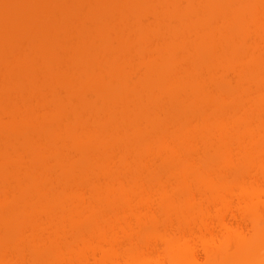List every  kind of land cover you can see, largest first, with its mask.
Instances as JSON below:
<instances>
[{"label":"bare ground","instance_id":"obj_1","mask_svg":"<svg viewBox=\"0 0 264 264\" xmlns=\"http://www.w3.org/2000/svg\"><path fill=\"white\" fill-rule=\"evenodd\" d=\"M214 1L215 0L212 1L213 4ZM210 3L208 2V4L205 5L202 4L201 7L205 9ZM218 3H220L219 0ZM218 3L216 4L217 6L214 7L217 8L219 6V8L221 7L222 9L224 5ZM236 3L239 2L237 1ZM3 4L1 2L0 7L3 6ZM235 5L234 3L233 6ZM226 6H230V4ZM258 6L261 9H259V7L258 9L254 7L253 11L247 13L248 15H245V17L242 15L243 22H241V17L237 21L235 20V17H239L237 15L235 16V14H237L236 10L231 14L235 19L228 20V18L227 20L228 22H233V20L239 22L240 20L241 25L239 24L238 27H243V23H246V20H253L252 22L256 25L255 30L259 35L258 37L264 40V22H262L261 25L257 23L258 20H263L262 18H264V0H259ZM239 7H241L240 4ZM226 8L227 7L224 9ZM7 18L8 17H6V19ZM6 19L1 18L0 28H2L3 25L5 26L4 23L8 20ZM25 19L26 21L28 20L27 18ZM44 19H41L42 21L39 20L40 25L41 22L42 25L45 23V21L43 23ZM47 20L48 18L46 21ZM14 21L15 19L12 23ZM26 21L24 23H26ZM8 22L10 23V21ZM12 23L11 25H13ZM29 24L30 23H28V27ZM242 27L240 31H238L240 28H237V32H241V34L247 32V29H245L247 27L244 25L246 31L242 29ZM1 30L2 29H0V33ZM4 30L8 31V29ZM221 31L224 32L226 30ZM217 33H219V31ZM226 33L229 35L227 31ZM226 33L224 32L223 35H226ZM228 37L226 36L223 39H227ZM228 41L231 42L232 40L230 39ZM212 42L214 41L209 40V43H206L209 45H207V48L204 50L201 49L198 50V52L197 50H192V52L188 50L191 54L193 53V56L191 55L193 57L192 59L194 60L195 58V61H197L195 65L197 68L196 70L184 69V74L186 73L191 79L185 77L172 83L167 76V78H162V82H164L165 79L169 81L166 80L167 82L165 81L164 86L161 85L156 88L155 86L157 85L153 81H156L155 78L157 75L155 64L148 63L153 68L148 64L146 65L150 67H148L149 69H147V67L145 68V71L147 70L145 74H148H146L148 78L145 75L146 88L148 87L147 89L150 91L154 90L153 92H155L156 89L162 90L166 94V96L162 94L164 97L158 95L155 97L153 96V99L149 98L152 103L147 101L146 104H152L156 108L153 118L151 120L146 118L140 119L142 117L140 116L142 114L140 112L142 110L140 109L141 107L146 108V104V106L144 104H142V106L141 104L139 105L138 119V116H136L138 113L136 114V112L133 111L134 108L129 109L127 106H125L127 108L122 106L121 108H124V110H122V116L124 117L122 119L120 116V124H124V127L118 125L120 128L117 127L113 132H109L112 136H110L111 134L108 135L105 121L101 122V120H99L96 126L91 125L94 130L92 131L91 129L93 133L97 131V134H102L96 136L97 134L95 133V136L99 138H97V142L88 143L89 141H87V143L81 144L80 141L79 144H75L76 146L73 145L75 146L73 148H86L89 150L90 147L95 148V146H97L100 153L97 157L95 155H93L95 157H91V159L89 157V160L87 159L88 161H84V164L82 162L79 168L77 166L79 162L77 164V161L72 159L73 165L77 167V169L76 167L75 169H79L78 173H81V175L79 174L78 176L79 178L77 177V179H75L77 175L75 173L76 170L69 167L71 166L70 164H72L71 161H69L70 164L68 163L69 165L67 164V166L65 163L58 165L59 169H57L59 174L56 169L57 173H53L54 178L50 174L43 175V173L40 175L27 174L26 177H24L25 175L23 177H17L19 179L9 177L10 180L14 179L17 184L14 185L16 188L13 187V190H17L20 181L21 183H26L28 181L31 183L37 178H44L46 182L48 178V182L50 181L51 183H49L50 185L48 184L49 186L46 185L48 187L46 188L47 190L44 188V190L41 188L40 190L37 189L34 192L35 197H33V199L31 197L32 200H26L30 207L29 210L27 206V213L32 222H28L30 220L29 218V220L26 219V217H29L25 215L27 214L25 213L26 209L17 208L18 206L14 204L17 199L19 201V197L22 199L25 194L16 197V200L15 197H10V201H8L9 198L5 199L4 202L6 204L0 200V212L4 210H9L10 212L11 210L9 208H11L13 210L12 213H15L14 211L16 208V213L18 212V215L15 213V217L19 216L17 218L14 217L16 221L15 219H11L13 223H9V219L4 220L9 212L6 213L4 211L2 216L0 215L2 218H0L1 221L4 220L3 224L0 222V264H250L252 261L250 259L254 258L251 255L260 254L256 251L264 247V180L261 179H264V60L262 61L264 50H261V52H263L261 53L262 56H254L256 55H253L252 52L254 51L251 52L253 56H251V59L246 62V66L242 67L238 73V80L234 81L235 89L237 88L238 91L235 92L236 90H233L231 97H226L224 95L222 96L221 93V86L224 85V83L217 82L214 84L212 82L216 78V74L213 72L216 71H213L214 69L211 68L207 70L208 73L206 72V75L201 74V71L198 70V64L199 69L202 65L198 62L203 54H207L206 50L209 48H212L211 50L209 49L210 51L208 50L209 52L212 50L214 51L210 54H214V56L217 57H219V55H226L231 49L233 52H230V54L236 57L237 60L231 63L232 65L230 64V67H227L236 72L238 71V64L235 63L241 62V55L243 56L242 49L244 48L241 47L239 54V52H237L238 49L236 50V48H234L235 45L232 47L234 50L232 48L228 50L227 47L231 45L226 44L227 47H224L227 48V51L223 48L225 51L222 50V52H220L218 51L219 49H217L218 47H216L217 45L214 47L216 42H214V44H212ZM214 48H216V50ZM200 51L201 54H199ZM56 54L58 53L56 52ZM189 55H187V57L191 58ZM25 66L24 64V68ZM43 68L46 69V67ZM116 68L121 70L119 66ZM151 68L153 72L155 70V73L152 72L155 76L152 75L154 78L151 77V73L149 75V72L152 71ZM67 69L70 70V68H66V70ZM30 70L33 71L31 68ZM186 70L188 72H186ZM224 70H221L220 75L223 76L227 73V70ZM77 71L79 72V70ZM63 72L66 75L65 70ZM72 73L71 75H73ZM68 77L66 80L67 84L69 82L68 80L72 79ZM74 78L75 77H73V79ZM146 79L153 80L149 83ZM157 80L158 82L160 81L158 78ZM210 83L215 85L214 88L212 87V89H210ZM72 84L73 81L72 83L70 82L69 85L72 87ZM74 84H76V81ZM203 85L208 90L204 95L200 93L202 90L200 87H203ZM207 85L210 87H207ZM17 86L18 84L16 87ZM80 87L85 94L88 92H99L98 89L96 91L93 87H88L87 84ZM48 88L49 89L44 91H50L52 86ZM112 90V92L110 89L108 90L109 96L111 94L109 97V105L107 104L108 107L111 105L114 106V101L116 102V99L120 97L117 96L119 94L116 93L117 95H114L118 98H114L112 93L115 91L117 92V90L113 88ZM139 90L141 91L140 88ZM139 90L135 91L138 96H136V94L133 96H136V99L138 97L137 100L143 97L140 95L141 92H139ZM105 96H108V94ZM56 98L57 97H54L55 100ZM8 100L10 99L8 98ZM163 100H165V102L168 101L169 106L168 104L166 105ZM105 101H107V99ZM13 102H15V100H13ZM30 102L32 103L33 101ZM176 102H181L180 106L179 104L178 106L174 104ZM31 103H27V107H30V105L32 106ZM160 103L165 107L159 106L158 104ZM114 107L110 110L113 111L117 109L116 106ZM157 107L159 108L157 109ZM185 107H188V112ZM195 107H197V109H193ZM94 108L96 109V107ZM136 108L137 107H135V109ZM163 108L166 109L162 110ZM120 110V108L119 110L117 109L118 112ZM122 111L120 112L122 113ZM181 111V114L185 111L188 114L186 115L184 113L183 116L179 115ZM9 112L11 115L8 121L9 119L12 120V122L18 120L19 117L15 118L14 114L13 117V111ZM131 112L133 114H131ZM129 113L130 116H126L127 114L129 115ZM133 115L136 119V123L133 121L132 125L131 122H128L129 125L127 119H131ZM20 121L21 120H18V122ZM18 122L14 123L16 127H13L16 132L18 130ZM178 122L181 123L182 126L170 128V124L172 126ZM6 123L7 121L5 122V126L8 127L10 124L9 122L8 124ZM14 124L12 126H14ZM79 124L80 123H78V125ZM98 124L100 127H98ZM101 124L102 126L105 124L106 128L104 126L102 128ZM43 125L45 124L43 123ZM48 126L49 124L47 128L50 130L51 124L49 127ZM35 127L36 126L31 125L29 128L31 129L30 131L36 135L39 129L41 130V126H39L38 129H35ZM126 127H129V129ZM29 128L27 129L28 131ZM84 128L85 131L88 130L87 132L89 134V128ZM12 129L10 128L9 130L11 131ZM42 129L47 130L46 125L42 126ZM99 129L102 130L100 131ZM43 130L42 132H49ZM14 131L13 133H16ZM103 131L105 132L103 133ZM42 132H40L39 135ZM83 132L84 129L82 130V133ZM92 132L91 134H93ZM106 132L109 137H116L118 140L125 138L126 141H129L126 136H131L129 139H131L132 142L127 145H123L127 143L124 141L125 139L119 141L117 139H114L115 141L109 139V143L111 144L105 140L102 142L101 138H103V134ZM26 134V140L28 136H30V139H28V143L26 141L24 142L27 143L26 145H29L28 148H31L32 142L34 141V143H37L38 141L35 142V140H33L34 135L32 134L31 137L30 132H26ZM84 134H86V132ZM47 135L49 137V134ZM75 136L76 138L81 137L79 134H75ZM118 136L120 138H118ZM37 137L35 136L34 138L38 140ZM105 142L108 144L106 145ZM117 142L121 145L117 146ZM26 145L24 147H27ZM122 145L123 147H121ZM36 147L39 146L37 145ZM43 148H37L40 153L37 151L36 153L38 155H36L40 157L38 158L41 163L47 165L45 163V157L48 156L49 152ZM81 151L85 152L84 150ZM46 153L47 156L45 155ZM18 155H20V157H18ZM18 155L17 157L20 158L18 162L21 167V161L25 154L19 153ZM21 156L23 157L21 158ZM46 160H48V158ZM5 161L2 162L4 164H0V166L3 165V172L0 170L3 175H0L4 176V178L0 177V183L4 182V185L7 183L10 185L11 181L8 182L9 175L5 172L8 162ZM5 164L6 166H4ZM19 164L15 162V166L18 168L15 170L16 172L19 170ZM159 167L164 169H159ZM170 167L171 169H169ZM71 171H74V173ZM253 171H260L259 173L262 174H260L261 177L255 176ZM70 172L73 174H70ZM57 174L58 176H56ZM99 174L106 176L105 178L102 177L104 181L97 178ZM91 175L93 177L96 176V179L92 177L94 180H89ZM27 177L30 179L28 180ZM24 178H26V182ZM259 179L263 181H261L263 184L260 183ZM5 181H7V183ZM15 182L13 184H15ZM53 183L54 187L51 186ZM13 184L11 183L12 186ZM57 184H60V186H56V188L60 189L55 188ZM63 184L68 188L63 186ZM42 190L47 192L44 193ZM0 191H2L1 188ZM50 192H54L55 195L50 194ZM11 201H13V203ZM9 202L14 204L15 207L13 208ZM211 204L215 207V214L210 213ZM21 209L24 210V218L22 217ZM41 213L44 216L46 214L56 216V221L52 222L51 217L48 218L46 215L45 217L49 219V223L45 217L43 218L41 216ZM4 214H6V216ZM33 215L40 217V220L37 221V218L35 219L34 217L37 222L34 221ZM20 217L26 219L24 221L27 223L23 222ZM41 217L46 219L47 221H44L49 224L44 222ZM228 217H230V219L233 218L234 223L232 219L227 220ZM18 218L20 219L18 220ZM242 219L243 222L250 219V223L254 227V233L249 237L244 234L240 226ZM19 221H22L24 224ZM15 222L19 225L15 224ZM38 222H41V225H37ZM165 222L166 224L170 223V225H175V228H173L177 231L174 229V231H171L172 229L169 231ZM34 223H36V225ZM181 225L185 227L182 228ZM157 241H160V243L158 244ZM251 248H254L253 252ZM249 249L251 250L249 251ZM258 263L261 264L264 262L260 260ZM252 264H254V262Z\"/></svg>","mask_w":264,"mask_h":264},{"label":"rangeland","instance_id":"obj_2","mask_svg":"<svg viewBox=\"0 0 264 264\" xmlns=\"http://www.w3.org/2000/svg\"><path fill=\"white\" fill-rule=\"evenodd\" d=\"M207 1L209 3L211 1V3L207 6V8L203 9L204 7L201 6L202 4L204 5L208 4ZM212 1L213 0H205V1L204 0H2V1L0 0V3L2 2L3 4L4 2L3 6H1L2 9L0 7V23H1V18L6 19V17H8L7 18L8 20L6 19L7 21H5L6 23L4 24L7 27H9L10 25L9 28H11L9 29L4 25L2 26V28H0L2 29L1 33H3V34L0 33V105H1L0 120L4 118L3 119L4 122L3 120L0 121V164L5 160L8 162L7 166L6 164L4 165L6 166L5 172L7 173V175H9L8 179L9 177L15 179L19 176L23 177L24 175H25L24 177H26L27 174L40 175L41 173H43V175L50 174L51 176H53L55 173H57L59 169L58 165L60 164L65 163V165L67 166L69 161H71L72 164L69 163L71 165L69 167L75 169L76 166L73 165L72 159L76 160L77 164L79 162V165L76 164L79 168L82 162L84 164L86 161L89 160V157L90 159L91 157H95V156L97 157L100 153V150L98 149L97 146H95V148L90 147L89 150L86 148L84 149L73 148L76 146L75 144H79L80 141L81 144L87 143V141H89L88 143L94 141L97 142L98 137L96 136H100L102 134L100 135L97 134L98 132L96 131L95 127L94 129L96 132L93 133L92 131L94 130L91 127V125L96 126L99 120H101V122L105 121L107 128L105 127L106 126L105 124L103 126L108 130V135H110L111 133L109 132L111 131L113 132V130L117 129L118 125H122L124 127V124H120L121 123L120 116L122 117V119L124 117L122 116L123 114L122 110H124V108H121L122 106L123 107L127 106L129 109L134 108L133 111H135L136 114L138 113L137 115L135 114L136 116H138L137 117L138 119L139 118L138 107L140 104L141 106L142 104L145 105L147 101L150 103L151 99L149 100V98L153 99V96L154 97L158 95L161 96L162 94L166 96V94L162 90L156 89L155 92H153L154 90L150 91L147 89L148 87L146 88L145 77L148 74L147 73H146L147 75L145 74V72L147 71V70L145 71V68L147 67V69H149L150 67H152L149 65L150 63L155 64L154 66L156 67L155 70L157 74V75L155 74L156 81L153 79L152 80L157 85L155 86L156 88L161 85L164 86L166 80L169 81L168 79H165V81L162 82L164 77L167 78V76L170 79V81H172V83L177 82V80L183 79L185 77L191 79L189 76H187L186 73L184 74L185 72L184 69L187 70L197 69L195 66L197 61H195L196 60L195 58L194 60L192 59L193 53L191 54V52L192 50L193 51L197 50V52L198 50L201 49L204 50L205 48H207L206 46L209 45L206 44L207 42L209 43V40L216 42L215 44L214 42H212V44H214V47L217 45L216 47H218L217 49H219L218 51L220 52H222V50L225 51L227 48L229 50V48H232L233 45H235L234 48H236V50L238 49L237 52H239V50L241 51V47L244 48L242 49L243 53L241 52L243 54V56L241 55L242 57L241 62L235 63L238 64V68H237L238 71L236 72L235 70H232L231 68L227 67L231 63L236 62L237 60L236 57L230 54V52H233L231 49L226 55H219V57H217L214 56V54H210L211 52L214 51L212 50L211 52H209L212 48L210 49L208 47L210 50L207 49L206 50L207 54L205 55L203 54L202 58L198 62L202 65V67L199 69V64H198V70L201 71V74L206 75L207 70L208 69L210 70L211 68L214 69L213 71L217 72L216 73L212 71L213 73L216 74L215 75L216 78L212 82L214 84L217 82L224 83V85L221 86L222 96L224 95L226 97H231V95L233 94V90H236L235 92H237L238 90L237 88L235 89L234 81L238 80L239 77L238 73L240 72L242 67L246 66V62L251 59V56H253L254 54H256L254 56H258V55L262 56L261 53L263 52H261V50L262 49L264 50V40L258 37L259 35L256 33L255 30L256 25L252 22L253 20L251 21L249 19L248 21L247 20L245 21L246 23H243L247 28H245L244 25L243 27L242 26L238 27V25L239 24L241 25V22L244 21L242 20V15L245 17V15H248L247 13L253 11L254 7H257L258 9L259 0H234V1L219 0L220 3H218V0L217 1L215 0L216 2L214 1V4ZM237 1L239 3H236ZM217 3L220 5H224L223 8L221 9V7L219 8L218 6L217 8L219 9H217L216 7H214L217 6L216 5ZM234 3L236 4L235 6H233ZM229 4L230 6H226ZM239 4L241 5L242 8L239 7ZM225 7L227 8L224 9ZM259 9L261 8L259 7ZM235 10L237 12L235 16L236 15L239 16V17H235L236 19L231 16V14ZM25 18H27L28 20L26 21ZM47 18L48 20L46 21ZM239 18L241 19V22L239 20L240 23L236 22ZM12 19L13 20L15 19L13 23H12L13 21ZM41 19H44L43 23L45 21L43 25ZM227 19L228 20L235 19L236 21L233 20V22L230 21L228 22ZM262 19L263 20H258L257 23L261 25V23L264 22V18ZM39 20H41L40 21L41 25L39 24ZM8 21H10V23ZM25 21L27 25L26 23H24ZM36 21L38 22V24ZM11 23L13 25H11ZM28 23H30L29 27H28ZM241 27L242 29L244 28L247 29V32H243L244 34L243 33L241 34V32H237L236 29L240 28L238 30L240 31ZM4 29L6 30L8 29V31H5ZM221 30L223 31L226 30L230 36L226 33V31H224L226 35H223L224 32H222ZM218 31L219 33H217ZM226 36L227 37L229 36L228 37L229 39L228 38L223 39ZM210 38L211 39L214 38V39L211 40ZM230 39L232 40L231 42L228 41ZM203 40L206 41L204 42ZM226 44L231 46L227 47ZM224 46H226L227 48H225ZM237 47H239L240 49ZM223 48H225V50ZM234 48L232 49L234 50ZM214 49L216 50V48ZM188 50L189 51L191 50V52H188ZM56 52L58 54H56ZM251 52L253 53V55H251L252 54ZM157 53H161V54H157ZM199 54H201V51ZM187 55L189 56L192 55V56L191 58H189L187 57ZM263 60H264V55L262 56V61ZM24 64L27 67L25 66L24 68ZM147 64L150 67L146 66ZM85 65L88 67H86ZM28 66L33 71H31ZM118 66L121 67V70L116 68ZM43 67H46V69ZM65 67L70 68V70L69 69L66 70ZM223 68L227 70V73L225 72L226 74H224L225 76L223 75L224 77L220 75L221 70H224ZM72 69L74 72L72 71ZM75 69L79 70V72ZM64 70L66 75L63 72ZM155 70L154 72L153 70L149 72V75L151 73L152 78L155 77L152 74V72L155 73ZM187 70L186 72H188ZM71 73L73 75H71ZM67 75L72 78L71 80L70 79L68 80L69 81L68 84L66 81L68 77ZM73 77H75L74 78L75 80L73 79ZM157 78L160 80L159 82ZM160 78L163 79L161 80ZM152 80H147V81L151 83L150 81ZM72 81L73 84L71 87V85L69 84L70 82L72 83ZM75 81L76 84H74ZM213 83L212 84L210 83L211 84L210 89H212V87L214 88L215 85H213ZM17 84L18 86L16 87ZM86 84L88 85V87L90 88L93 87V89H96V91L98 89L99 92L96 93L94 91L95 93L93 92H88L87 94L83 93L82 88L80 86L83 87V85ZM42 85L44 87L45 86L47 87L44 88ZM51 86L52 88L50 89V91L53 90L54 88L53 91L51 92L49 90L44 91L46 89H49L48 87ZM210 86L207 85V87ZM112 88L114 90H117V92L115 91L114 93H112L114 98H118L117 96H120L118 99H116V102L114 101L113 104H115L114 106H116L118 110L120 108L121 109L120 111H122V113L120 111L119 113L117 109L116 110L112 109L114 112L111 111L110 109L114 107L113 105L108 107L110 102L109 97L111 96V94L109 96L108 90L110 89L112 92L113 91ZM139 88L141 89V91L139 90ZM200 89H202L200 93H202L203 95L205 94V92L208 91L207 88L204 87V85L203 87H200ZM137 90H139V92H141L140 95L143 96L141 97L142 99H140L139 96L140 100H137L138 97L137 99L135 98L136 96H138L135 92ZM116 93H118L119 95H117ZM107 94L108 96H105ZM114 94H116L117 96ZM134 94H136L135 97H133ZM54 97H57L56 100L54 99ZM8 98L10 100H8ZM12 99L15 100V102H13ZM106 99L107 101H105ZM30 101L33 102L31 103ZM163 101L165 102V100ZM181 102L179 103L176 102L174 104H177V106L179 104L180 106ZM27 103L32 104V106L30 105L31 108L27 107L28 106ZM165 103L167 105L168 101H166ZM146 105H147L146 108L140 106L141 107L140 110H142L140 111L142 113L140 115L142 116L140 119L146 118L148 120H151L153 118V114L156 108L152 104L150 105L146 104ZM158 105L160 106L161 103ZM94 107H96V109ZM135 107L137 108L135 109ZM161 107H165V106L162 104ZM158 108L159 107H157V109ZM185 108L187 111L188 107ZM164 109L166 108H163L162 110ZM193 109H197V107ZM9 111L11 112L13 111L12 115L14 114L15 118L19 117L18 120L21 121L18 122V120H16L15 122H12V120L10 119L8 121V118H10L11 115ZM186 111L183 112V114H181L182 113L181 111L179 115L183 116L184 113L187 115L188 111L187 112ZM131 114L133 113L131 112ZM126 116L129 117L130 113L129 115L127 114ZM131 117H132L131 119L126 118L128 121L126 119L125 120L127 121V123L131 122L133 125V121H135L136 119L134 115ZM6 121H7L6 124H8V122L10 124L8 125V127L5 126ZM16 122H18L17 132L16 130L14 131V128L16 127L15 126L16 124L14 123ZM43 123L46 125L47 130L42 129V126H45L43 125ZM78 123L80 124L78 125ZM13 124L14 126H12ZM48 124L49 126L51 124L50 126L51 132L47 128ZM31 125L36 126L35 129H38V127L41 126V130L39 129L40 132H42L43 130V131H49L50 133L42 132L39 135L40 132L38 130H35L38 131V133L36 132L37 134L35 135L30 131L31 129L29 127H31ZM103 126L101 124L102 128ZM174 126L180 127L182 126V124L179 122L172 126L170 124V128ZM9 127L11 129L14 127L11 130L12 132L9 130L10 129ZM84 127L89 128L90 131L89 134L87 132L88 130L85 131ZM98 127H100V125ZM28 128L29 131L27 130ZM118 128H120V126ZM126 128L129 129V127ZM83 129L84 132L82 133ZM13 131L16 133H13ZM105 131H103V133ZM26 132L27 133L30 132V134L32 133L34 137L35 136L37 137L38 135L37 137L38 140H36L33 137V140H35V142L36 141L38 142L34 143L33 141L31 144L32 145L31 148H28L29 145H26L28 143L27 142L28 139H30V136H28V139L26 140L27 138V136H25ZM85 132L86 134H84ZM91 132L93 134H91ZM95 133L97 134L96 136ZM47 134H49V137ZM75 134L81 135L82 138L81 137L76 138L77 135L75 136ZM105 134H103V138H101L102 142H104L105 140L109 143L110 142L109 139L111 140L113 139V141H115L114 139H117L116 137L115 138L109 137L107 135V132ZM110 136H112V134ZM119 136L118 138H120ZM129 137L126 136V138H128L130 142L126 141L125 138H121L123 140L125 139L124 141L127 142L126 144L123 145H127L128 143L131 144L132 140L129 139ZM24 141H26L27 143ZM108 143L105 142L106 145ZM25 145L27 147H24ZM37 145L40 148L44 147L43 149L49 152L48 156L47 153L45 154L47 156L45 158L46 159L48 158V160L45 159L46 161L45 163L47 165L39 161L40 157L37 156L38 154L36 153L38 151L37 148H39L36 147ZM120 145L121 144L117 142V146ZM123 145L121 147H123ZM81 150H84L85 152ZM118 150L121 151L120 149ZM19 153L21 154L23 153V155L25 154L24 158H22L23 156H21L22 158L21 167L18 162L20 159L18 158L20 157V155H18ZM38 153L40 152L38 151ZM15 162L19 164V170L17 172L15 171L18 169L15 166ZM2 167L3 165L0 166L1 171L3 170ZM162 167H159V169ZM169 169H171V167ZM78 170L75 171V173L77 174L76 177L74 176L75 179H77L79 174L81 175V173H78ZM1 171L0 174L3 175ZM71 172L74 173V171ZM71 172L70 174H73ZM253 172L254 175L257 177H261L262 175L261 173H259L260 171L257 172L253 171ZM58 174L56 176H58ZM1 175L0 177L4 178V176ZM92 177L93 176L91 175V178L89 180L93 181L94 179H96V176H94L95 178L93 177L94 179ZM102 177L105 178L106 176H102L101 174H99L97 178L98 179L100 178L101 181L102 180L104 181ZM14 179L8 180V182L11 181L10 185L7 183V181L5 182L8 185L7 184L4 185L3 184L4 182L0 183V188L2 189V191H0V200L4 202L5 199L9 198L8 201H10V197H15L16 200V197L21 196V194L22 195L25 194V196L27 194L26 196L27 198L25 196H24L25 198L22 197V199L21 197H19L21 200L19 199L18 201L17 199L14 202V204L18 206L17 208L26 209L25 213H27L28 210L27 208L29 207V203L26 202V200L31 199V197L33 199V197H35L34 192L37 189L38 190H40V188L46 189L48 188L47 186L50 185L49 183H51L50 181L48 182V178L46 182L44 181V178L43 179L37 178L36 180H33V182L31 183L29 181L26 182V178H24V181L26 183H21L20 181L17 190L16 189L13 190L14 185H17ZM29 179L30 178H28V180ZM261 179L264 180L263 178ZM261 179H259L260 183L263 182ZM14 182L15 184H13ZM11 183L13 184V186L11 185ZM51 186L54 187V183L51 184ZM56 186L59 187L60 184L55 185V188ZM63 186L66 187V185L64 184ZM14 188H16V186ZM56 189H60V188H56ZM50 194L55 195L54 192H50ZM11 202L13 203V201ZM4 204L6 203L4 202ZM9 204L11 203L9 202ZM14 204H11L13 208L15 207ZM9 209L11 210L10 212L8 209H6L8 211L4 210L6 213L7 212L9 213H7L8 214L7 216L6 214H4L6 216V219L4 218L3 219L4 220L9 219L10 221L9 223H13L11 219H15L19 217V216L15 217L16 214L18 215V212L16 213V208L14 211L16 214L12 213L13 210L11 208ZM23 209H21L22 213L21 212L20 213L24 218L23 215L25 213ZM4 211L0 212L1 216L2 213H4ZM215 212H216L215 207L211 204L210 213L215 214ZM25 215L29 216L28 213ZM46 215L48 216V218L51 217L52 222L56 221V216L51 214H46ZM41 216L43 218L45 217L42 213ZM34 217L35 219L37 218V221L40 220V217L33 215L34 221H36ZM42 217L41 219L43 221L47 219L46 217H45L46 219H43ZM20 218H18V220ZM28 218L30 219V216L26 217V219ZM1 219L0 222L3 224L4 220L1 221ZM26 219H22V221L25 222L24 220ZM228 219H230V217H228L227 220ZM231 219L234 223L233 218ZM250 219L246 220L245 222H243V219L241 220L242 222L240 221L241 222L240 226L242 227L244 234L247 235L248 237L254 233V227L253 225H251ZM47 220L50 223L49 219ZM30 221L32 222L31 219L28 222ZM40 223L38 222L37 225H41ZM15 224L19 225L17 222H15ZM34 224L36 225V223ZM165 225H167L166 227H168L169 231L171 229H172L171 231L176 230L174 229L175 225L172 224L170 225V223L166 224V222ZM183 227L185 226H182V228ZM157 242L158 244L160 243V241ZM262 248L264 247H261L262 251L261 250L256 251L257 253L260 254L258 255L253 254L256 257L251 255L254 258L250 260H252L254 264H260L258 263L260 260L264 262V249ZM251 249H249V251ZM251 262L250 264L253 263Z\"/></svg>","mask_w":264,"mask_h":264}]
</instances>
